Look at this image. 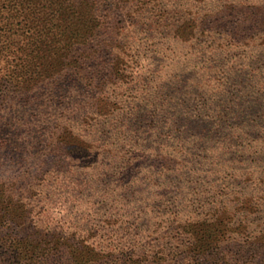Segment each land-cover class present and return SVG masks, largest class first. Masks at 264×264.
Masks as SVG:
<instances>
[{
  "label": "trees",
  "instance_id": "16d2710c",
  "mask_svg": "<svg viewBox=\"0 0 264 264\" xmlns=\"http://www.w3.org/2000/svg\"><path fill=\"white\" fill-rule=\"evenodd\" d=\"M204 1L0 0V264H225L240 253L244 259L250 250L242 235L255 229L239 230L223 208L182 215L181 187L170 195L161 180L186 173L204 141L191 130L205 124L219 131L247 106L248 100L229 104L216 118L189 107L215 88L213 71L198 66L193 53L246 46L248 30L264 25L250 0ZM186 47L182 56H167ZM165 56L179 68L163 72ZM188 134L194 140L185 145ZM140 153L158 159L156 188L142 200L125 195L117 208L118 191L133 188ZM80 176V187H88L89 176L99 181V206L89 209L102 216L92 215V225L77 205L74 216L63 204L51 212L49 189H62L64 180L71 188ZM112 179L119 183L109 189ZM132 209L140 214L124 223L129 229L143 220L135 227L143 239L120 246L113 235L103 238L102 223ZM257 233L264 239V226ZM252 249L261 261L264 248Z\"/></svg>",
  "mask_w": 264,
  "mask_h": 264
},
{
  "label": "rangeland",
  "instance_id": "374dc122",
  "mask_svg": "<svg viewBox=\"0 0 264 264\" xmlns=\"http://www.w3.org/2000/svg\"><path fill=\"white\" fill-rule=\"evenodd\" d=\"M229 0H205L204 3L214 5L217 3L227 2ZM254 6L251 12L255 13L264 21V0H250ZM248 30L249 35L253 38L248 45H240L238 47L222 46L211 53L212 46L205 47L204 55L193 53V57L198 61V66L207 64L213 71V83L215 88L212 91H202V96L193 104H189L191 110L199 112L200 115H212L214 118L226 112L225 107L232 103H240L247 101V106L240 108L238 111V120H231L219 126V131L209 130V126L201 124L200 129L191 130L200 133L204 137V141L200 146L192 151L187 165L186 173L182 177L174 178L173 184L167 176L161 180H166L165 193H175L182 190L180 195V212L182 215L195 217L199 212L204 215L208 212H214L216 209H224L226 215L230 217L229 221L236 220V227L239 230L243 224L248 225L251 237L242 235V241L247 239L248 248L244 259L236 256L238 260L227 261L225 264H264V257L259 261L258 257H254L252 246L261 245L264 248V239L258 237L257 229L264 226V25L254 26ZM203 43L209 44L204 40ZM175 52L167 50V56H173L175 53L181 56L186 52L187 47ZM165 56L161 70L170 72L179 68V65L171 63ZM188 57L190 55H187ZM210 57V61L206 59ZM195 71L196 69H190ZM195 100V95L190 97ZM187 99V97H186ZM173 101V100H172ZM174 102H176L174 100ZM242 111V113H241ZM192 116L194 114L192 113ZM167 129H162L165 131ZM182 128L179 127L181 132ZM175 132V136L182 135V132ZM188 139L185 145L191 144L194 137L189 134L185 136ZM196 142V141H194ZM144 144V143H143ZM122 147V146H121ZM126 147V146H125ZM149 152V151H147ZM142 158L134 167L132 174V184L124 185L123 192L118 191L119 199L116 207L122 203L123 197L126 195L130 199H145L151 196L153 189L155 171L159 167L157 158H145L146 153H140ZM195 161H198L195 163ZM96 163L93 167H96ZM84 176H80L78 183L73 187L65 186V180L60 184L61 188H50L48 198L55 204L51 212L55 214L60 210L62 204L66 209L63 212H69L73 216L79 211L87 209L83 214L84 221L89 225L94 224L91 218L94 216H102L93 214L91 207H97V195L95 194L93 183H98L97 176L89 179L88 187H80L83 184ZM86 179V180H87ZM114 179L106 187L111 189L118 184ZM72 185V184H71ZM181 187L180 189H175ZM103 192V190L101 191ZM71 196L74 198L72 199ZM79 199V200H78ZM147 203L150 200L146 201ZM77 205V208H74ZM145 209V208H144ZM230 210V211H226ZM105 208L103 209V212ZM137 211L133 209L117 220L118 213L112 217L108 223H102L101 232L103 238L113 235V242L123 241L120 246L127 244L130 237L141 240L144 233L137 235L141 229H135L136 226L144 227L143 220H136L131 228L127 229L125 221L133 222L137 215ZM104 218V217H102ZM232 222V223H233ZM238 230V229H237ZM236 233V232H235ZM237 237V235H235ZM107 241H105L107 243ZM246 245V244H245ZM259 256V255H258ZM260 262V263H259Z\"/></svg>",
  "mask_w": 264,
  "mask_h": 264
}]
</instances>
